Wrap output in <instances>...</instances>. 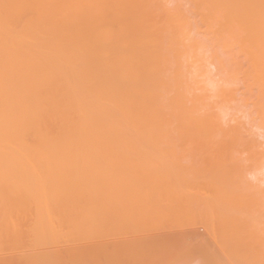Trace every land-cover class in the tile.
Wrapping results in <instances>:
<instances>
[{
  "label": "bare ground",
  "instance_id": "1",
  "mask_svg": "<svg viewBox=\"0 0 264 264\" xmlns=\"http://www.w3.org/2000/svg\"><path fill=\"white\" fill-rule=\"evenodd\" d=\"M108 133L111 136L109 138H112V134L116 133H125L126 135H129V133H132V135H153L151 138L146 136L148 139L143 138L145 144L143 142L141 143L144 144L145 148H147V146H145L147 144L145 142L146 140L155 144H162L164 148H167L166 146L168 144L172 145L174 141H177L183 148L182 151L181 149L179 150L181 151L180 153L184 151L187 156V151H192L194 148L196 149V147L191 149V145L193 146L194 144H202L205 146V149L207 146L208 148H215V151L218 150L220 153L226 152V154H228L227 152H232V149L242 147L246 150L245 152L248 155V160L256 169L261 170L264 168V142L259 141L257 138L261 136L264 139V0H0V229L3 228V231L8 230L4 234L8 233L9 230H13V232L16 230V234L18 233L17 237H22L23 234L21 233L22 235H19L20 233L17 231H22L23 228L26 230L28 227L32 228L31 230L34 228L37 229V232H39V229H50L48 236L51 238L52 235H50V233H56V231L57 233L60 231V237L63 232L64 236L72 238L78 236L80 238L83 234L82 238L86 234L89 239H91L90 237L92 234L95 237L96 234L94 233H96L102 225L101 222H103V217H106L103 216L102 204L98 201V196H102V188L108 187L111 179L114 180V183L112 181L109 188L113 187L114 184L118 186L120 181V185L124 184V188H121L122 185L118 186V188L120 187L122 190L118 189L119 193H129L128 195L132 198L133 193L131 192V188H135V183L138 185L137 187L143 184V181L141 182L142 184L139 183L142 178H138L139 180L136 178L137 176L140 177L142 173L144 174V170H142L140 175H134L136 178L132 175L136 180L135 183L131 182L132 184L130 185L129 181H132L130 179L127 180L128 182L126 184L125 176H127L129 170L125 172V168L129 167L127 162L130 160V157H126V160L124 158L123 163L125 164V161L127 163L124 168L122 162L119 164V167L122 169L117 168L118 164L117 167L115 166L117 162L113 157L115 164L112 161L114 164L112 167H114L113 169H120L121 173L118 174L119 170L115 171L111 169L113 170V172L111 171L113 173L112 176L114 177L116 174V176L122 175L118 178L115 176V179L110 177V174H108V176L110 175L109 177L106 175L109 171L103 169L104 165L101 163L103 148L108 147L106 146L108 144V137H106L109 136ZM154 135H164L166 139H162L161 136H159L160 138H152ZM168 135H172L171 138L173 135L176 137L168 139ZM115 137L117 138V136H114L112 139ZM129 137L130 136H128V138ZM116 141L118 140L114 142L116 143ZM184 141L185 144L187 142L191 144H187L190 148L187 147V149V145L185 144V148L182 146L183 144L181 145V142L184 143ZM164 142L166 143L163 144ZM170 145L168 147H171ZM113 146L114 145H109V150L112 151ZM201 146H199L200 149L203 147ZM114 148L115 147H113V149ZM172 148V151H176L173 145ZM130 149L132 148L129 147V150ZM158 149H161V147ZM185 149H187V151ZM111 151L110 154L107 153V155H112ZM193 151L192 155H190L195 158L196 155L194 156V154L199 151ZM154 152H156V150H154ZM158 152L159 150L156 153ZM205 152L206 150L201 155L197 153V159H192V157H190V161L193 162V160H198L199 162L197 161L195 163H205L203 159L204 157H208L206 156L207 154H205L204 157L202 156ZM159 153L161 154V152ZM180 153V157L185 155L182 153L183 156H181ZM210 154L212 155V153ZM179 155H177V157H179ZM150 156L147 158L145 155L147 159H150ZM157 156L159 157L160 155ZM200 156L203 158L200 159ZM216 156L217 155H215V158ZM233 156L232 153L230 157L232 158ZM180 157L179 162H181ZM234 157L236 159L237 156ZM109 158L111 159V156L108 157V160H110ZM154 158H156V155ZM185 158L184 161L182 158L181 160L186 164ZM190 158H188V160ZM153 159L152 161L155 163V168H157V164H159L160 167V163L156 164ZM162 159L165 161L164 156ZM170 159L172 158L170 157ZM208 159L210 160V158ZM233 159L229 160L231 166L233 165L230 162L234 161ZM158 160L159 159H157V161ZM217 160H219V158ZM216 161L209 162L210 164H208V167H210V171H212L211 169L213 168L214 171H216V168L211 165ZM243 161H246V159H243ZM243 161H241L244 163L242 164V169L240 166L238 168L241 169L239 173L242 171V175L241 173L239 174L237 170L240 176L236 173L235 179L233 176L231 177V175H228L230 173H227L226 169H229V167L224 163V160L223 164L222 160L221 162L218 161V164L217 162L215 163L216 166L218 165L219 167V177L215 176V179L210 178L204 184L205 186L198 182L196 187L198 191L200 184V186L204 188L203 192L205 193L206 200L204 199L205 202L204 200L202 201L208 204L210 218H206V215L205 218L201 216L203 211L205 212V210H208L206 207L205 210L201 209L199 212L195 210L194 214L190 215V218L199 219V221H202L201 225L204 221L206 222L212 232L209 236H214L216 244L223 253L226 252L231 254V252H233L232 255L235 254V258H238L236 254L240 253L241 259H239V261H242L244 257L242 252L247 251L244 253L246 257L243 258V261L245 262L246 260L247 262L249 260L247 264H257L256 262L253 263L252 260H261L262 257H259H264L260 245L264 242L262 241L264 238L260 239V230V244L258 243V238L256 242H253L259 234L256 235L252 227H249L250 231L249 229L246 230V228L248 227L247 220L249 219L250 222V211L254 212L251 205L255 204V198H259L262 201L264 199V175H261L263 177H260L259 174L256 176L255 174L257 173L255 172L257 171L259 173V171L252 169L249 171L251 173V175L249 173V177L254 173V178L252 176V180L245 179L243 172L246 174L248 169L243 171V168L245 169L246 166L244 167V165L248 162ZM191 162H189V166L191 169L192 167L195 168V163L191 165ZM136 163L142 166V157L141 162ZM136 163L134 162V165L130 163L132 164L130 167L131 173L132 167H135ZM184 163H182L183 167L187 168L186 166H188V164L185 165ZM249 164L248 167L251 166ZM224 165H226V169H224ZM167 166H169L168 168L171 170V166ZM189 166L188 168L190 170ZM138 167H136V169ZM142 167L146 169L147 166ZM173 167L174 166H172V168ZM194 168L192 170H194ZM147 169L151 170L152 168ZM197 169H199V166ZM204 169L209 168L206 167ZM101 170H104V172ZM122 170H124V173H122ZM150 170L148 171L150 172ZM152 170L150 173H152ZM161 170L164 169H160L159 171L163 174ZM263 170L264 169H262V171ZM214 171H212L211 175ZM115 172L117 173L115 174ZM159 172H157V174ZM131 173H129L127 177H129ZM161 174L159 173L158 175L160 176ZM158 175L156 176V173L155 177L152 175L155 180L151 179V181L150 179L148 181L147 176H143L147 178L144 182L146 181L147 186L150 188L147 187L149 190L145 189L147 190V194L144 193V190V192H135L138 193V196L141 194L146 198L142 199L144 202L146 200L145 204H148L147 201L149 200L150 205L149 197L153 198L155 196V200L162 197L165 198L166 193H159L164 192L165 190L162 189H166L170 186V189L167 188L168 196L165 198L166 200L164 198L162 199V202L165 203V212L167 213L170 209L168 208L170 205L167 204L170 202L172 203V200L174 201L173 194L179 193V190H175L176 193H174V189L171 185H174L176 182L172 184L171 178L169 177L170 182L167 175H165L167 177L164 179L162 177L163 175H161L162 179ZM189 175V179H191L190 177L192 174ZM213 175H217V171ZM121 176L125 183L121 182ZM132 176L129 178H133ZM149 176L152 177L151 174ZM195 176H199L198 172ZM176 177L174 178L176 179ZM103 178L108 179L107 182L109 183L107 184ZM152 180L153 185L150 183ZM101 181L106 182L107 185H102L101 188ZM148 182L151 184L152 188ZM116 185H114V189L110 188L111 191L108 190V192H112V190L116 191ZM126 185L131 186V188ZM157 185H160L159 188ZM191 185L193 184H190V187H192ZM143 186L144 184L142 187ZM164 186L166 188H164ZM137 187L134 190H138ZM144 187H146V183ZM155 187L158 189H156L157 191ZM179 187L185 189L183 185ZM187 188L186 190L188 192L195 189L190 188V190ZM107 189L104 188V190ZM151 189H154L153 191L157 193L160 191L158 193L159 196L157 193H155V195ZM169 190H172L171 192L173 193ZM204 193L201 194L200 192V195L202 196ZM180 195L182 196V194ZM133 198V200H135L134 194ZM170 198L171 200L169 202ZM137 199L138 198H136V200ZM110 200L114 202V204L117 201L119 204V206L117 204L118 209L124 204L123 201L121 202L117 198H114L113 201L112 197ZM135 201H127L126 203L125 200L124 202L126 205L124 206L128 207L130 205V207H138L142 204V207L140 206V208H137L138 210L136 207H133L134 210L136 209L137 212L146 210V208L144 210L143 207L147 206H143V202L140 203V200H137L140 205H138L137 201V205H134L136 204ZM158 201L160 202L161 200ZM251 201H253L254 204H252ZM130 203L133 204V206ZM163 203L161 204L163 205ZM106 204L107 203H104V205ZM112 204L113 203H110L109 206H113ZM184 204L185 202L183 203V207H186V204ZM160 205H158L160 208H164ZM205 205L206 204H204V206ZM193 206L195 205L193 204ZM193 206L191 209L189 208L190 211L195 208ZM127 207L125 212L121 207L120 208L123 210V213L127 214H130V209H132L133 212H131L132 216L130 214V218H135L138 215L136 219H138L139 216H142L141 218L144 219L145 217H143V215L145 213L147 215V212L142 215L141 213L140 215L139 213L136 215L133 208H130L128 213ZM166 208H168V210H166ZM140 209L142 211H140ZM155 209H157V206ZM183 211H185V209ZM190 211L188 210V212ZM201 211L202 213H200ZM157 213L154 212L153 216L154 214H157L158 217L159 215L165 216L161 215L159 211ZM101 214L103 215L101 216ZM260 216L262 215H259V218ZM100 217H102V219ZM117 217L118 216H116V218ZM252 217L253 215L251 214V221H254ZM108 218L110 219V216ZM116 218L114 221L118 222ZM181 218L182 216L180 220L184 221V219ZM114 221L112 222L115 223ZM255 221H257L258 224H263L262 221L264 220L262 219V221H260V219H256ZM104 222H106V220H104ZM257 222H255V224H257ZM166 223L168 224V222ZM196 223H199L198 220ZM253 223L254 222H252V225L254 226L255 224ZM103 225L101 227H103ZM171 225L172 223L170 227ZM258 227H260V225H258ZM156 229L153 227V230ZM261 229L263 230L262 226ZM27 230L25 233H27ZM99 230L103 232V229L100 228ZM44 231L39 234L36 232L35 235L37 236V234L40 235L47 232ZM104 231L108 232L107 230ZM257 231H259V229ZM137 233L138 232H136V234ZM252 233L255 235H252ZM12 234L14 239L17 238L14 236V233ZM245 234L248 235L246 236ZM249 234H251V239L246 238L249 237ZM7 236H10L9 233L8 235H4L3 238L6 240ZM31 236H33V238L35 237L34 234ZM31 236L29 235V238ZM46 236L47 235L43 238L48 245V238L46 239ZM252 236H256L253 238V241H251ZM102 237L103 235L101 238ZM205 237L207 238L206 241H210L207 236H204V239L201 237L199 240L204 241L206 239ZM29 238L27 240H29ZM33 238H30V240L39 239ZM179 238L182 237L178 236V239ZM74 239L71 240L74 241ZM1 241L3 244L4 241L2 237ZM53 241H55V239H53ZM60 241H63V239ZM67 241L69 242L68 238ZM174 241L176 242V240ZM197 241H191V244L192 246L194 245L193 247H197V252L199 253V249L201 248L197 246L198 244H194L195 242L197 243ZM35 242L33 244L36 246L38 245L37 247L39 248L41 240L40 242L37 241L38 244H35ZM57 242L60 244L59 240ZM71 242H69L70 245ZM212 242L210 244L211 246L208 245L211 247V251L206 247L205 250L201 249L204 253H206L205 251L207 250L210 252H208L209 255L206 253L208 255L207 259H209V256L211 258V252L214 253L215 250ZM14 243L15 241L11 244L13 245ZM99 243H88L89 245L86 246L81 245V247L66 249L65 252L69 258L68 261H70V264H104L102 262L104 259H106V262L111 258L113 259V253L109 255L110 251L107 249L110 242L108 244ZM157 243L159 244V242ZM189 243L190 240L187 245ZM33 244L32 249L35 248ZM132 244L134 243L132 242L127 245L132 246ZM164 244H166V242ZM191 244H189V246H191ZM243 244H245L244 247L242 246ZM12 245L9 246L11 252L17 250V248L19 250L20 246L16 244L17 247H14ZM42 245L45 246L44 244ZM42 245L41 247H43ZM121 245H118V248L116 247L118 251L122 248ZM258 245L260 250L256 248ZM247 246L249 248L245 250L244 248ZM250 246H252L251 249ZM138 247L140 249V246ZM238 247H242L244 251L242 249V252L239 251L240 249ZM182 248H180V250ZM185 248L187 247L185 246ZM252 248L254 249L253 252L251 251L253 250ZM111 249L113 252L112 246ZM139 249L138 251L140 253H144L143 250L141 252ZM165 249L168 250V247ZM170 249L172 248L170 247ZM124 250H127V248L125 247ZM128 250L131 251V249ZM149 250L153 251L151 248H149ZM161 250L162 248H160V251ZM160 251L159 256L162 255ZM181 251L185 253L184 250ZM257 251L261 252L258 253ZM29 252L32 253V251ZM65 252H63V255H61V252L59 253L62 259L64 258ZM134 252H136V250H134ZM134 252L131 251L133 257ZM31 253L26 255L28 259L32 257ZM41 253L42 256L41 254L38 255V253L37 255L44 258L43 251ZM131 253L130 255H132ZM136 253L135 256L137 258L139 254L136 255ZM150 253L152 254L153 252L150 251ZM186 253L190 254V252ZM202 253L203 252L198 255L199 257L190 255V258L192 257L193 260L195 257H203L205 254L203 253L202 255ZM254 253L255 255L258 254L256 258H253L255 257ZM46 254L45 252V255ZM118 254L120 255V252ZM147 254L149 255V253ZM217 254L219 253L217 252ZM241 254L243 256H241ZM23 255L24 253H22V256ZM54 255L56 254H53V256ZM116 255L117 253L115 256ZM207 255H205V258ZM226 255L228 254H225V256ZM13 256L8 257L6 255L8 259L10 258V262ZM38 256L34 257L39 260ZM176 256H174L175 259ZM59 257L57 260H60ZM107 257L109 259H107ZM118 257L119 256H117V259L119 260L120 257L123 259V256ZM124 257H126V259H123V264L126 263L125 260L129 258H127V255ZM146 257L148 258L147 255ZM150 257L148 260L138 259L139 261L136 263H133L135 261L132 260L131 263L129 260L128 261L129 264H155L156 261H159L157 255L156 258H154V256L151 258L155 259V262L150 260ZM216 257H220L219 260L224 261L221 260L224 256L221 257L219 254ZM66 258L67 257H65V259ZM6 259L5 257L4 259L2 258L3 261ZM115 259L110 260L111 264H114ZM189 259H185V262H188ZM214 259L213 257V260ZM228 259L230 258L227 257V260ZM231 259L233 261L235 260L233 256ZM30 260V263H32V260L35 259ZM40 260L42 261V258ZM192 260H189V262L192 263ZM209 260L207 261L209 262ZM44 261L43 259V263ZM110 261H108L109 263L107 262V264H110ZM116 261L115 264L118 262L120 263V261H117V263ZM163 261L164 262L161 261L160 257V262H157V264H161V262L162 264H166L165 259H163ZM204 261L207 262L206 260ZM237 261L234 262V264H237ZM262 261H260V263H262ZM7 262L5 263L8 264ZM26 262L29 263L28 260ZM175 262L174 264H176ZM187 262L184 264H190ZM195 262L199 263L197 260H195ZM211 262L210 260L209 264H212ZM37 263L39 264L40 262L37 261ZM169 263L171 262H168V264ZM0 264H2V261ZM222 264H226V262H222ZM238 264H242V262ZM262 264H264V262Z\"/></svg>",
  "mask_w": 264,
  "mask_h": 264
},
{
  "label": "rangeland",
  "instance_id": "2",
  "mask_svg": "<svg viewBox=\"0 0 264 264\" xmlns=\"http://www.w3.org/2000/svg\"><path fill=\"white\" fill-rule=\"evenodd\" d=\"M112 134V133H111ZM105 135H107V134H105ZM108 135L109 136H106V137H108L107 138V141H108V144L110 143V142H114L115 140H118V141H116V143L114 142V143H110L109 145H114L113 147H115L114 149H113V147H112V151L111 150H109V145L107 144V141H106V146H108V147H106V148H103L104 150H103V156H102V163L101 164H103L104 165V167H107L108 169H110V170H108L107 168H104L103 167V169H106L107 171H109V173L107 172V176H108V174H110L109 176L110 177H113L112 175H113V170H119L118 171V174L119 173H121V171H120V169H117V168H121V167H119V164H121V162L123 163L124 162V158H125V160H126V157L128 158V157H130V160L127 162L128 163V166L129 167H126L125 168V172H126V170H129V172H127L128 174L129 173H131V165L133 164L134 165V162L136 163V162H141V157H142V166H147L146 167V169L144 168V167H142L141 166V164H138V163H136V166L133 168L132 167V173L129 175V177L130 176H136V175H140L141 173H142V170H144V174L142 173L141 175H140V177L139 176H137V180H139L138 178H142L141 180H140V182L139 183H141L142 181V183L144 184V186H145V183H146V187H142V185L141 186H139V187H137L138 185L135 183L136 182V180L134 179V177L133 178H129V177H127L128 176V174H127V176H125L126 178H125V180H126V184H127V180H132V181H129V183H130V185L134 182L135 183V188L134 189H136V187H137V189L138 190H134L133 188H131V186H129V185H126V186H129V188H131V192L134 194V196H135V200H136V198H138L137 200H140V203L141 202H143L144 204H143V206H147V207H143L144 208V210H145V208H146V210L145 211H142L141 209H143V208H141L140 209V211H142V212H137V208H140V206L142 205H140V203H139V201H137L138 202V205H140V206H133V204H131L133 207H136V209L134 210V208L133 207H130V205L129 204H127V205H129L128 207L127 206H124V205H126L125 204V200H126V203H127V201H129V202H133V201H135V200H133L134 198H133V194H132V198H131V196L130 195H128L129 193H125V194H120V193H122V192H120L119 193V190H121V188L123 187L124 188V184H121L120 185V181H119V184H118V186H121V188L119 187L118 188V186L116 185V184H114V185H116L117 187H116V191L115 190H112V192H108V190H110V188H113L114 189V185H113V187H110L109 188V185L111 184V182L113 181V183H114V180L113 179H111V182L109 183V182H107V180L108 179H106V178H103L104 179V181H106L107 182V184H108V187H104V188H108L107 190H104V188H102V185H107L106 184V182H103V181H101L102 183L100 184L101 185V188H102V196H98V201L102 204V213L104 214H101V216L103 215V216H106V217H103V219L104 220H106V222H104V220L102 219V217H100L101 219H102V221L104 222H101L102 223V225H103V227H101L100 226V228L101 229H103V232H102V230H99L98 229V231H100V232H98V231H96V233H94V234H96V236L94 237L93 236V234H92V236L91 235H89V236H91L90 238L91 239H89L88 238V235H87V237H86V235L82 238V236L84 235H81L80 236V238H79V236L78 237H74V238H72V237H67V236H64V232L63 231H61V232H63L61 235V237H60V231H58V233H57V231H56V233H54V232H52V233H50V235H52V238L50 237V236H48L49 235V231H50V229H44L45 231H47V232H45L44 230H42V229H39V232H37V229H33V230H31L32 228H26V230L27 229H29V230H27V233H25L26 232V230H25V228H23L22 229V231H20V230H18L17 232H19L20 234L19 235H22V237L21 236H19V237H17L18 235V233L16 234V230L13 232V230H9V235L11 236H7V238H8V243H7V238H6V240H5V238H3V236L4 235H8V233H6V234H4L5 232H7L5 229V231H3V228H1L0 229V234H3V235H0V241H1V237H2V240L4 241V243H5V241H6V243L4 244H2V241L0 242V250L2 251H0V262L2 261V264L3 263H5V262H7V260H8V264H29L30 263V259H35V260H32L33 262H35V263H30V264H38L37 263V261L38 262H40V263H43V259L45 260L44 261V263H46V264H53V263H55V264H58V262H59V264H65L66 263V261H67V263L66 264H70V261H68L69 260V258H68V256H67V254H66V252H65V250L66 249H68V248H71V247H81V245L82 246H86V245H89L88 243H92V244H97V243H99V242H101V243H104V244H108L109 242H110V244H108V251H110L109 252V255L111 254V253H113L112 254V256H113V259H115V261L117 260V261H120L122 258L120 257V256H123V259H126V257H124V256H126L127 255V258H128V260L130 261V263H131V260L132 261H135V262H133V263H136V262H138L139 260H141V259H146V260H148L149 259V257H150V260H153L154 262H155V259H151V258H153V256H154V258H156V255H157V257L159 258V261H156L155 262V264H157V262H160V257H161V261L162 262H164L163 261V259H165V261H166V264H168V262H171V263H169V264H174V262L177 264V261H178V264H184V263H186L185 262V259L187 260V259H189L190 258V255H193V257H194V255L195 256H197V257H199L198 255L199 254H201V252H203L204 253V251L203 250H205L206 248L207 249H211V242L214 244V248H215V250H214V253L213 252H211V254L212 255H214V256H212L211 255V258H210V256H209V259L212 261L211 263L213 264L214 263V261H215V259L217 258L216 256L217 255H221V257L222 256H224V258H222L221 260H224L225 262H226V264H234V262H236L237 261V259H238V263H241L242 262V264H247V263H249L248 261L246 262V260H245V262L243 261V258L244 257H246L245 256V252H247V251H245V252H242L241 251V249H242V247L241 248H239L240 250L239 251H241L242 253H243V255H244V257L242 258V261L240 262L239 261V259H241L240 258V253L239 254H236L237 256H238V258H235L236 256H235V254L234 255H232V253L233 252H231V254H229V253H226V252H224L225 254H228V255H226L225 256V254L223 253V251L218 247V245L216 244V241H215V239H214V236L213 235H211V236H209L210 235V233L212 234V232L210 231V228H209V226L206 224V222L204 221V223L201 225V223H202V221H199V219H192V217L190 218V215L191 214H194V211L195 210H197L196 212H199L201 209L202 210H205L206 208L208 209L209 207H208V204H207V202L206 203H204L205 202V193L203 192L204 191V188H202L200 185H199V191L197 190V184H198V182H200V183H202V185L203 186H205L204 184L210 179V178H212V179H215L216 177L215 176H217V177H219V167H218V165L216 166V162H217V164H218V161L219 162H221V160H222V164H223V160H224V163H226V165H227V167H229V169L226 167V165H224L223 167H224V169H226L227 170V173L229 172L230 174H228V175H231V177L233 176V178L235 179V177H236V173H237V170H238V173H239V171L242 169V164H244V163H242L241 161H243V159L245 160L246 159V161L248 162V163H245V165H244V167L246 166V167H248V164L249 165H251L250 167H248V168H246L245 167V169L243 168V171H246L247 169V171H246V174L243 172V175H244V178L245 179H247V180H252L253 178H254V176L256 175H260V177H263V176H261L262 174L264 175V170L262 171V169H264V168H262L261 170H258V169H256L255 167H254V165H252L251 164V162L248 160V155H247V153L245 152L246 150L244 149V148H242V147H237V148H235V149H232V152L230 151V152H227L228 154H226V152L224 153V152H221L222 153V157H224V158H222L221 157V153H220V151H218V150H216L215 151V148L213 149V148H208V146H207V148L205 149L204 147L205 146H203L202 144V146L200 145V144H194V143H192V144H194L193 146L191 145V144H189V142H187L186 144H185V141H184V143H182L181 142V145L182 146H184V144L185 145H191V149L192 148H194V147H196V149L194 148V149H192V151L193 150H196V151H199V146H201L202 148L200 149V151L199 152H196L195 154H194V156H195V158L194 157H192L191 155H192V153L194 152H192V151H187V149L188 148H190L188 145L186 146V148L187 149H185L186 151H187V153H188V156L186 155V152H182L183 154H185L184 156L187 158H190V157H192V159L194 158V159H197V153H198V155H201L205 150H206V152L204 153V155H202L203 157L205 156V154H207L206 156H208V157H204V161H205V163H195V162H197L198 160H193V162H191L190 160H191V158L188 160V158H187V160L189 161V162H191V165H192V163L194 164V165H196V167L198 168V166H199V169H197L196 167L194 168V167H192V169L194 168V170H192L191 169V167L189 166L190 165V163L186 160V158L182 155V153H180L182 150H183V148L177 143V141H174L173 142V147L174 148H176V151L175 150H173L172 151V145H170V144H166L167 146V148H164L163 146H162V144L161 145H159V144H155V143H153V142H149L148 140H146L145 142L148 144H146L145 146H147V148H145L144 147V142H143V138H145V139H148L147 137H149V138H151V136H153V135H145V134H133L132 135V133H129V135H126L125 133H121V134H118V133H116V134H112V138L114 137V136H117V138L115 137L114 139H112V138H109V137H111L110 136V134L108 133ZM119 135V136H118ZM125 135V136H124ZM128 136H130L129 138H128ZM147 136V137H146ZM159 136H161V138L162 139H166L165 138V136L164 135H154V137H152V138H160ZM169 137H168V139H173V138H175L176 136L175 135H173V137L171 138V136L172 135H168ZM124 137V138H123ZM126 137V138H125ZM136 138V139H134V138ZM120 138V139H119ZM134 140H133V139ZM258 139H259V141H263L264 142V139H263V137H261V136H258L257 137ZM109 139V140H108ZM111 139V140H110ZM124 140V142H123V140ZM127 139V140H126ZM144 139V140H145ZM104 140H106V139H104ZM113 140V141H112ZM129 140V141H128ZM142 140V141H141ZM121 141V142H120ZM132 141V142H131ZM117 142H118V144H117ZM136 143V144H134V143ZM141 142H143L144 144H142ZM149 142V143H148ZM262 142V143H263ZM121 143V144H120ZM126 143V144H128V145H124V144ZM133 143V144H132ZM166 142H164L163 144H165ZM142 144V145H141ZM134 145V146H133ZM171 146V147H168V146ZM199 145V146H198ZM104 146V145H103ZM120 146V147H119ZM165 146V145H164ZM129 147L130 148H132V149H130L129 150ZM150 147V148H149ZM151 147H152V149H151ZM159 147H161V149H158ZM178 147V148H177ZM119 148H122V149H119ZM145 150H143V149ZM149 148V149H148ZM184 148H185V146H184ZM204 148V149H203ZM110 149H111V147H110ZM118 149V150H117ZM127 151H126V150ZM147 149H148V151L149 150H152V151H147ZM156 150V152L159 150V152H161V154H164V155H161L159 152L158 153H156V152H154V150ZM158 149V150H157ZM169 149H171V150H169ZM181 149V151H179ZM213 151H212V150ZM107 150H109V151H107ZM114 150H116V151H114ZM125 152H124V151ZM128 150H129V152H128ZM190 150V149H189ZM202 150H204V151H202ZM110 151H111V154L113 155H107V153L108 154H110ZM119 151V152H118ZM130 151H131V153H130ZM143 151V152H142ZM179 151V152H178ZM202 151V152H201ZM127 152V153H126ZM145 152V153H144ZM215 152V153H214ZM125 153H126V155H125ZM128 153H130V154H128ZM151 153V154H150ZM156 155V158H154V154ZM178 153V154H177ZM179 153L181 154V156H183V157H180V155H179ZM209 153V154H208ZM210 153H212V155L210 154ZM213 153H214V155H213ZM233 153V155L234 156H237L236 157V159H235V157L233 156L232 158L230 157V155ZM114 154H116V155H114ZM166 154V155H165ZM168 154V155H167ZM191 154V155H190ZM125 155V156H124ZM128 155V156H127ZM131 155V156H130ZM145 155H146V157L148 158L150 155V159H147L146 157H145ZM149 155V156H148ZM157 155H160L159 157L157 156ZM177 155H179V157H180V161L182 162V163H184L183 161H184V158H185V162H187L186 164H188V166L190 167V170H189V168H188V166H186L187 168H185V167H183V165H182V163L181 162H179V157H177ZM215 155H217L216 156V158H215ZM218 155H219V157H218ZM247 155V156H246ZM111 156V161L110 160H108V157H110ZM145 158H144V157ZM162 156V157H161ZM163 156H164V160L165 161H163ZM210 156V157H209ZM113 157H114V159L116 160V164H115V160H113ZM168 157V158H167ZM170 157L172 158V159H170ZM203 157H199L200 159H202ZM212 157H213V160H212ZM219 158V160H217L218 158ZM120 158V159H119ZM144 158V159H143ZM154 158V159H153ZM173 158H174V160H173ZM181 158L183 159V161L181 160ZM207 158V159H206ZM208 158H210V160L208 159ZM230 158V159H229ZM234 158V159H233ZM118 159V160H117ZM123 159V160H122ZM134 159H136V160H134ZM152 159L156 162V164L157 163H160V167H159V164H157V168H158V170H157V168H155V163L152 161ZM157 159H159L158 161H157ZM215 159V160H214ZM231 159H233L234 161H231L230 163L233 165V166H231L230 164H229V160H231ZM132 160V161H131ZM138 160V161H137ZM150 162H149V161ZM160 160H161V162H160ZM207 160V161H206ZM208 160H209V162H213V161H216V162H214V164L212 163L211 165H212V167H215L216 168V171H217V175H213V174H215L216 173V171H214V168L213 169H211L212 171H214L213 172V174L211 175V173H212V171H210V167H208L209 165L208 164H210L209 162H208ZM112 161H113V163L115 164V166L117 167V164H118V167L116 168V169H113L114 167H112V165H114L113 163H112ZM119 161V162H118ZM134 161V162H133ZM246 161H243V162H246ZM148 162H149V165H148ZM199 162V161H198ZM203 162V161H202ZM127 163H126V161H125V164L127 165ZM130 163H132V164H130ZM143 163H145V164H143ZM151 163V164H150ZM162 163V164H161ZM124 163L122 164L123 165V168H124V166H126ZM130 164V165H129ZM147 164V165H146ZM172 164V165H171ZM185 164V163H184ZM185 164V165H186ZM219 164H221V163H219ZM240 164V165H239ZM151 165H152V167H151ZM164 165V166H163ZM167 165H170L171 166V170H170V168H168L169 166H167ZM202 165H204V166H202ZM206 165V166H205ZM214 165V166H213ZM121 166V165H120ZM139 166V167H138ZM141 166V167H140ZM163 166V167H162ZM172 166H174L173 168H172ZM220 166V165H219ZM239 166L241 167V169H238L239 168ZM112 167V168H111ZM136 167H138L137 169H136ZM209 168V169H204V168ZM211 167V168H212ZM218 167V168H217ZM252 167V168H251ZM264 167V166H263ZM101 168H102V166H101ZM129 168V169H128ZM141 170H140V169ZM144 168V169H143ZM147 168H152L151 170H152V173H150L151 172V170L150 169H147ZM175 168H176V171H175ZM249 168H251V169H249ZM111 169H113V170H111ZM122 169V168H121ZM135 170V172H134V170ZM155 169H156V171H155ZM160 169H164V170H161L162 172H163V174H161V172H159L160 171ZM172 169H174V170H172ZM190 171H188V170ZM197 169V170H196ZM252 169H254L255 171L256 170H258L259 171V173L256 171H254L255 173H257V174H255V175H253L254 173H252V176H253V178H251V177H249L250 175H251V173L249 172V171H251ZM139 170V171H138ZM148 170H150V172L148 171ZM206 170H207V172H206ZM225 170V171H226ZM102 171V170H101ZM112 171V172H111ZM138 171V172H137ZM141 171V172H140ZM170 171V172H169ZM192 171V172H191ZM209 171V172H208ZM252 171V172H253ZM102 172H104V170L102 171ZM148 172H149V174H148ZM157 172H159L161 175H163L162 177H163V179L164 178H166L167 176V178L169 179V181H170V178H171V180H172V184H174L175 182V184H177V185H171L172 187H173V189H174V193H176L175 192V190H179V193H176V194H173L174 195V201L172 200V203L170 202V200H171V198L169 199V202L170 203H166L167 205H170V207H168V208H170L169 209V211L166 213L165 212V203H163L162 202V199L164 198V197H162V198H160V199H157V200H155V196L153 197L152 195V197L154 198H151V197H149L148 199H150V205H149V200L147 201L148 202V204H145V202H146V200H145V202L142 200V199H146L143 195H139L138 196V193H136L135 191H137V192H141V191H143L144 193H146L147 192V190H149L150 188L147 186V182L145 181L144 182V180L145 179H147L148 178V181H149V179H150V181H151V179H154L155 180V178H153V176L155 177V173H156V176L159 174H157ZM175 172V173H174ZM197 172H198V175L199 176H195L196 174H197ZM205 172H206V174H205ZM242 172V171H241ZM240 172V173H241ZM117 172H115V174H116ZM122 173H124V170H122ZM135 173V174H134ZM145 173H146V175H145ZM154 173V174H153ZM168 173H169V175H168ZM176 173H177V175H176ZM208 173H210V174H208ZM238 173H237V175H238ZM239 173V174H240ZM249 173H250V175H249ZM104 174V173H103ZM148 174V175H147ZM151 174V176L152 177H150L149 175ZM173 174V175H172ZM187 174H188V176H187ZM189 174H192V176L190 177L191 179H189ZM193 174H195V175H193ZM117 175V174H116ZM115 175V176H116ZM120 175H122V174H120ZM119 175V176H120ZM161 175L159 176V177H161ZM165 175H167V176H165ZM241 175H242V173H241ZM108 176V177H109ZM115 176L113 177L114 179H115ZM119 176H116L117 178L119 177ZM143 176H147V178H144ZM149 176V177H148ZM165 176V177H164ZM177 176V177H176ZM205 176H208V177H205ZM238 176H240V175H238ZM102 177H106V176H102ZM107 177V178H108ZM123 177H124V175H123ZM122 176H121V178H120V180H121V182H124L125 183V181L124 180H122V178H123ZM162 177H161V179H162ZM170 177V178H169ZM173 177V178H172ZM174 177H176V179L174 178ZM259 177V176H258ZM110 179V178H109ZM262 179V178H261ZM264 179V178H263ZM101 180H102V178H101ZM119 180V179H118ZM135 180V181H134ZM115 181H117V180H115ZM118 182V181H117ZM132 182V183H131ZM171 182V181H170ZM116 183V182H115ZM137 183H138V181H137ZM138 183V184H139ZM150 183H152V185H153V180H152V182H150ZM149 182H148V184H150ZM190 184H193V185H191L192 187H190ZM155 185V184H154ZM180 185H183L184 187H185V189H182L181 187H179ZM150 186H151V184H150ZM158 186V188H159V186L160 185H157ZM177 186V187H176ZM147 187L149 188V189H147ZM161 187H163V186H161ZM170 187V186H169ZM169 187H167V188H169ZM195 188L194 190H191L190 188V190L191 191H187L186 190V188ZM264 187V186H263ZM126 188V187H125ZM128 188V187H127ZM151 188H152V186H151ZM164 188H166L165 186H164ZM162 189V190H165L164 192H158L159 194H165L166 193V196H165V198H167V191H168V189ZM187 188V189H188ZM119 189V190H118ZM145 189H147V190H145ZM157 188L155 187V190H156ZM170 189V188H169ZM123 190H125V189H123ZM130 190V189H129ZM152 190V189H151ZM154 190V189H153ZM152 190V191H153ZM158 190V189H157ZM156 190V191H157ZM161 190V189H160ZM161 190V191H162ZM111 191V190H110ZM115 191V192H114ZM122 191V190H121ZM170 191V190H169ZM172 191V190H171ZM170 191V192H171ZM126 192H127V190H126ZM142 192V193H143ZM150 192V191H149ZM154 192V194L155 193H157V192H155V191H153ZM184 192V193H183ZM200 192H201V194H203L204 193V195H200ZM124 193V192H123ZM143 193V194H144ZM157 193V195L159 196V194ZM171 193H173V192H171ZM186 193V194H185ZM191 193V194H190ZM100 194V195H101ZM147 194V193H146ZM149 194H151V193H149ZM148 194V195H149ZM180 194H182V196H183V198H182V196L180 195ZM145 195V194H144ZM156 195V194H155ZM170 195V194H169ZM187 195V196H186ZM104 196H106V197H104ZM140 196H142V197H140ZM160 196H162V195H160ZM184 196H186V197H184ZM113 197V201H114V198H117L118 200H120L121 202L123 201V206L121 205L120 207L124 210V212L126 211L125 209H126V207L128 208L127 209V212L129 213V209L130 208H133V210L135 211V214L137 215L138 213H139V215H140V213H141V215L142 214H144L145 212H147V215H146V213L143 215V217H145L144 219L143 218H141L140 216L138 217V219H136V217L138 216H136L135 218L134 217H132V218H130V214H131V216H132V213L131 212H133L132 211V209H130V214H127V213H123V210L119 207V209H118V207H117V201H116V205L114 204V202H111V198ZM146 197H147V195H146ZM157 197V196H156ZM171 197H172V195H171ZM108 198V199H107ZM159 198V197H158ZM164 198V199H165ZM188 198V199H187ZM190 198V199H189ZM100 199H101V201H100ZM108 201H107V200ZM129 199V200H128ZM152 199V200H151ZM173 199V198H172ZM205 199V200H204ZM253 199V198H252ZM251 199V200H252ZM261 199H263V198H261ZM95 200H96V198H95ZM155 200V201H154ZM158 200H161L160 202L158 201ZM166 200V199H165ZM177 200V201H176ZM202 200H204V202L202 201ZM135 201V202H136ZM176 201V202H175ZM263 201H264V199H263ZM262 200H260L259 198H255V204H254V202L253 201H251L252 202V204H254V205H251V208H252V210L254 209V212H251L250 211V213L253 215V217H252V219L254 220V221H251V214L249 215V218H250V222H249V219L247 220V224H248V227L246 228V230L247 229H249V231H250V228L252 227V230L253 231H255V234L257 235V234H259V236L257 235V237H256V240L255 241H253V238H255V237H253L252 236V240L251 241H253V242H256L257 241V238H258V243L260 244V242H261V240H260V242H259V237H260V230H261V238L260 239H262V238H264L263 236H264V234H263V231H264V221H262V219L264 220V217H262V216H264V202H263ZM107 203L106 205H104V203ZM121 202H119V203H121ZM137 202H136V204H134V205H137ZM157 202V203H156ZM159 202V203H158ZM166 202H168V201H166ZM185 202V206L186 207H183V203ZM250 202V203H251ZM110 203H113L112 205L113 206H109L110 205ZM161 203H163V205L161 204ZM175 205H174V204ZM156 204H158V205H162L164 208H160L158 205H156ZM177 204V205H176ZM193 204L195 205V206H193ZM204 204H206L205 206H204ZM116 207H115V206ZM157 206V209H155V207ZM160 205V206H161ZM173 205H174V207H173ZM118 206H119V204H118ZM161 206V207H162ZM177 206H178V208H177ZM195 207V208H193L192 209V211H190V209H191V207ZM255 206H256V209H255ZM260 208H259V207ZM142 207V206H141ZM188 207V208H187ZM200 207V208H199ZM204 209H203V208ZM206 207V208H205ZM110 208H112V209H110ZM117 208V209H116ZM168 208H166V210H168ZM181 208H184L185 209V211H183L184 209H181ZM190 208V209H189ZM158 209H162L161 211L160 210H158ZM261 209V210H260ZM148 210V211H147ZM159 211V213L161 214V215H165V216H160L159 215V217L157 216V212ZM163 210H164V212H163ZM188 210L190 211V212H188ZM182 211V212H181ZM208 211V212H207ZM209 211H210V209H208V210H205V212L207 213H205L204 211H203V214L201 215V214H199V215H201V216H203L204 218H205V215H206V218L208 217V218H210L209 216H210V213H209ZM258 211V212H257ZM137 212V213H136ZM154 212H156L157 214L155 215L154 214V216H153V213ZM186 212V213H185ZM193 212V213H192ZM106 213H107V215H106ZM115 213H116V215H115ZM164 213V214H163ZM169 213V214H168ZM174 214V215H172V214ZM200 213H202V211L200 212ZM255 213V214H254ZM108 214H109V216H110V219L112 220V221H114V219L116 218V216H118L116 219H117V221L118 222H116V221H114L115 223H113L108 217ZM111 214H112V216H111ZM134 214V213H133ZM197 214V215H198ZM146 215V216H145ZM166 215H169V216H166ZM182 216V218L181 219H184V221L182 220H180V217ZM198 215V216H199ZM208 215V216H207ZM259 215H262V216H260V218H259ZM108 216V217H107ZM115 216V217H114ZM148 216V217H147ZM174 216V217H173ZM185 216V217H184ZM112 217V218H111ZM147 217V218H146ZM184 217V218H183ZM258 217V218H257ZM261 217H262V219H261ZM119 218H121V219H119ZM134 218V219H133ZM141 218V219H140ZM101 219H100V221H101ZM153 221H152V220ZM256 219H260V221H262L263 222V224L262 223H259L258 224V220L257 221H255ZM108 220V221H107ZM111 222H110V221ZM180 220V221H179ZM191 220H192V222H191ZM195 222H194V221ZM197 220H198V222L199 223H196L197 222ZM120 221V222H119ZM121 221H122V223H121ZM160 221H161V223H160ZM187 221H190V222H187ZM259 221V222H260ZM166 222H168V224L166 223ZM172 223V225H171V227H170V224ZM252 222H254L253 224H255V222H257V224L258 225H260V227H258V225L257 224H255L254 226L255 227H257L258 229H259V231H257L258 229L257 228H255L253 225H252ZM118 223V224H117ZM120 223V224H119ZM140 224V225H138V224ZM145 225H144V224ZM147 223V224H146ZM170 223V224H169ZM185 223V224H184ZM251 223V224H250ZM121 224H123V225H121ZM184 224V225H183ZM200 224V225H199ZM262 224V225H261ZM114 225V226H113ZM115 225H116V227H115ZM135 225V226H134ZM136 225H138V226H136ZM154 225V226H153ZM163 225V226H162ZM257 225V226H256ZM104 226H106V227H104ZM124 226V227H123ZM131 226V227H130ZM142 226H144V227H142ZM156 229V230H153V227ZM159 226V227H158ZM162 226V227H161ZM165 226V227H164ZM170 228H169V227ZM188 226V227H187ZM202 226V227H201ZM261 226H262V228H263V230L261 229ZM168 229H167V228ZM250 227V228H249ZM254 227V228H253ZM106 228H108V229H106ZM118 228H119V231H118ZM122 228V229H121ZM123 228H125V229H123ZM140 228V229H139ZM143 228H145V229H143ZM142 229V230H141ZM197 229H199V230H197ZM256 229V230H255ZM42 230V231H41ZM104 230H107L108 232H106V231H104ZM133 231V232H131V231ZM246 230H245V232H246ZM251 230V231H252ZM24 231V232H23ZM45 232V233H42V234H40V235H38L39 233H41V232ZM129 231V232H128ZM140 231V232H139ZM144 231V232H143ZM162 231V232H161ZM168 231V232H167ZM199 231V232H198ZM248 231V232H249ZM11 232V233H10ZM35 232V233H34ZM36 232L38 233L37 234V236L35 235L36 234ZM98 232V233H97ZM104 233V234H102V233ZM119 232V233H118ZM136 232H138L137 234H136ZM150 232V233H149ZM179 232V233H178ZM257 232V233H256ZM12 233H14V236H16L17 238H15L14 239V237H13V234ZM22 233V234H21ZM48 233V234H47ZM106 233H107V235H106ZM159 233V234H158ZM163 233V234H162ZM191 235H190V234ZM198 233V234H197ZM200 233V234H199ZM16 234V235H15ZM32 234H34V238H39L40 240H41V245L42 244H44L45 246H43V247H41V245H40V247H41V249H40V247L38 248L36 245H34L33 243L35 242V244H38V242L37 241H39L40 242V240L38 239V240H35L34 238H33V236H31ZM56 234V235H55ZM59 234V235H58ZM113 234V235H112ZM154 234V235H153ZM169 234H170V236H169ZM173 234V235H172ZM254 233H252V235H253ZM254 234V235H255ZM263 234V235H262ZM26 235V236H25ZM29 235L31 236L30 238H33L34 240H30V238H29ZM45 235H47L46 236V239L48 240V245L45 243V240H44V236ZM103 235V237L101 238V236ZM127 235V236H126ZM159 235V236H158ZM163 235V236H162ZM171 235H172V238H171ZM200 235H201V237L203 238L204 236H209L208 238L210 239V241L208 240V241H206L207 240V238L204 240V241H201V240H199L201 237H200ZM204 235V236H203ZM246 235V234H245ZM248 235V234H247ZM246 235V236H247ZM63 236H64V238H63ZM112 236V237H111ZM124 236V237H123ZM158 236V237H157ZM178 236L179 237H182V238H179L178 239ZM213 236V237H212ZM245 236V237H246ZM250 236H251V234H249V237H246L247 239L249 238V239H251L250 238ZM20 237H21V240H20ZM68 238V240H69V242H71L73 239H74V241H72L71 242V245H70V243L67 241V238ZM161 237V238H160ZM186 237V238H185ZM211 237H212V239H211ZM11 238V239H10ZM12 238H13V240L15 241V243H16V241H17V246H20V248H19V250H18V248H17V250H13L12 252H11V248L9 247L10 245H12L11 243H13L14 241L12 240ZM26 238V239H25ZM29 238V240H27ZM36 238V239H37ZM44 240V242H43V240ZM83 240H82V239ZM86 240H85V239ZM88 238V239H87ZM100 238H101V240H100ZM115 238V239H114ZM128 238V239H127ZM167 238V239H166ZM169 238V239H168ZM174 238H176V239H174ZM185 238V239H184ZM189 238V239H188ZM193 238H194V240H193ZM197 238H198V241H197ZM51 239V240H50ZM53 239H55V241H53ZM63 239V241H60V240H62ZM65 239V240H64ZM72 239V240H71ZM81 239V240H80ZM147 239V240H146ZM162 239V240H161ZM173 239V240H172ZM192 239V240H191ZM204 239V238H203ZM24 240V241H23ZM59 240V243L60 244H58V241ZM76 240V241H75ZM113 240V241H112ZM116 240H117V242H116ZM120 240V241H119ZM140 240V241H139ZM143 242H142V241ZM160 240H161V243H160ZM167 240V241H166ZM168 240H170V241H168ZM174 241V240H176V242L174 241V242H172V241ZM179 240V241H178ZM182 240H184V241H182ZM189 240H190V243L189 244H191V241H197V243L195 242L194 244H198L197 246H199L201 249H203V250H201V249H199V253L197 252V247L195 246V247H193L192 246V244H191V246H189V244L187 245V243L189 242ZM12 241V242H11ZM26 241V242H25ZM104 241V242H103ZM112 241V242H111ZM129 241V242H128ZM147 241V242H146ZM149 241V242H148ZM188 241V242H187ZM200 241V242H199ZM262 241H264V240H262ZM24 242V243H23ZM30 242V243H29ZM51 242V243H50ZM62 242V243H61ZM76 242V243H75ZM128 242V243H127ZM134 243V244H132V246L130 245V246H128L130 243ZM137 242H139V243H137ZM150 242H151V244H150ZM153 242V243H152ZM157 242H159V244L157 243ZM166 242V244H167V246H166V244H164ZM171 242H172V244H171ZM184 242H186V243H184ZM207 242V243H206ZM14 243V244H15ZM33 244V247L35 246V248H33L32 249V244ZM50 243V244H49ZM86 243V244H85ZM112 243H113V245H112ZM116 244V246H115V244ZM119 243H121V244H119ZM126 244V246H125V244ZM147 243V244H146ZM149 243V244H148ZM178 245H177V244ZM182 244V246H183V248H182V246H181V244ZM14 244L12 245V246H14ZM16 244H15V246H16ZM40 244V243H39ZM56 244V245H55ZM100 244V243H99ZM120 246H122V248H120V251H118L117 249H116V247L118 246V245ZM128 244V245H127ZM137 244H138V246H140V249H139V247L137 246ZM143 244V245H142ZM154 244H155V246H154ZM162 244V245H161ZM169 244H170V246H169ZM176 244V245H175ZM206 244V245H205ZM213 244H212V246H213ZM216 244V245H215ZM262 244H264V242L262 243ZM262 244H260L261 245V249H262V253H264V245H262ZM3 245H4V247H3ZM28 245V246H27ZM30 245V246H29ZM63 247H62V246ZM112 246V248H113V252H112V249H111V246ZM142 245V246H141ZM154 247H152V246ZM202 245V246H201ZM208 245H210V246H208ZM251 245V244H250ZM255 245V244H254ZM256 245H257V243H256ZM11 246V247H12ZM14 246V247H15ZM16 246V247H17ZM60 246V247H59ZM114 246H115V249H114ZM135 246V247H134ZM137 246V247H136ZM148 246V247H147ZM150 246V247H149ZM158 246V247H157ZM160 246H162V247H160ZM164 246V247H163ZM168 247V250H166L165 248L166 247ZM185 246L187 247V248H185ZM243 247L245 246V244H243L242 245ZM253 246V245H252ZM252 246H250V249H251V247ZM26 247H28V248H26ZM30 247V248H29ZM125 247L127 248V250L128 249H131V251L132 252H134V250H136V252H134V257H133V253H131V251L130 250H124L125 249ZM132 247V248H131ZM170 247L172 248V249H170ZM176 247H178V248H176ZM191 247V248H190ZM193 247V248H192ZM206 247V248H205ZM217 247V248H216ZM9 248V249H8ZM13 248V247H12ZM118 248V247H117ZM142 252V250H143V252L144 253H140L139 251H138V249ZM143 248V249H142ZM147 248V249H146ZM149 248H151V249H153V251L152 250H149ZM160 248H162V250L160 251ZM180 248H182L181 250H184L185 251V253L183 252V251H181L180 250ZM191 250H189V249ZM213 248V249H214ZM246 248H249L248 246L247 247H245L244 249L246 250ZM256 248H259V245L256 247ZM14 249V248H13ZM16 249V248H15ZM47 249V250H46ZM123 251H122V250ZM177 249V250H176ZM195 249H196V251H195ZM212 249V250H213ZM253 249V248H252ZM9 252H8V251ZM32 251V253L31 252H29V251ZM35 250V251H34ZM114 250H115V252H114ZM171 250H172V252H171ZM174 250V251H173ZM201 250V251H200ZM218 250V251H217ZM243 250V249H242ZM249 250V249H248ZM259 250H260V248H259ZM38 251V252H37ZM43 251V253H44V258L43 257H40V256H38L39 254H41V256H42V252ZM124 251H126V252H124ZM146 251H148V252H146ZM150 251L151 252H153L152 254L150 253ZM159 251H160V254H162V255H160L159 256ZM192 251H193V253H192ZM211 251V250H210ZM222 251V252H221ZM244 251V250H243ZM250 251V250H249ZM252 252L254 251V249L253 250H251ZM31 253V255H32V257H29L30 259H28V257L26 256V255H29V253ZM40 252V253H39ZM45 252L47 253L46 255H45ZM61 252V255H63V252H65V255L63 256L64 258L62 259L61 257L62 256H60V253ZM120 252V255L118 254ZM155 252H156V254H155ZM157 252H158V254H157ZM164 252H165V254H164ZM174 252V253H173ZM186 252H190V254H187ZM207 254H208V250L207 251H205ZM216 252V253H215ZM217 252L219 253V254H217ZM238 252V251H237ZM255 252H256V250H255ZM258 252V251H257ZM261 252V251H260ZM260 252H258V253H260ZM17 255H16V254ZM22 253H24V255L22 256ZM37 253H38V255H37ZM50 253V254H49ZM117 253V255L115 256V254ZM130 253L132 254V255H130ZM135 253H136V255L137 254H139L138 256H140V257H138L137 256V258H136V256H135ZM147 253H149V255L147 254ZM196 253V254H195ZM203 253H202V255H203ZM206 253H204L205 255H207ZM210 253V252H209ZM251 253V252H250ZM249 253V254H250ZM48 254H49V256H48ZM52 254V255H51ZM53 254H56V255H54L53 256ZM124 254H126V255H124ZM130 256H129V255ZM142 254H143V256H142ZM145 254V255H144ZM172 256H170V255ZM215 254H217V255H215ZM248 254V255H249ZM6 255L9 257V256H13V255H15V256H13L12 258H11V260L13 261V263H12V261L10 262L9 260H10V258L8 259V257H6ZM39 257V260L42 258V261L40 260H37L35 257ZM146 255L148 256V258L146 257ZM177 255V256H176ZM205 255H203V257L202 256H200V258H197V257H195V258H193V260H192V257L189 259V260H192L191 262L192 263H190L189 262V260H188V262L187 263H190V264H209L210 263V260L209 259H207V257H208V255L206 256V258H205ZM233 256V258L235 259L234 261L231 259V257ZM242 254H241V256H243ZM253 255V254H252ZM254 255H255V253H254ZM258 255V254H257ZM257 255H255V257H253V258H256V256ZM259 255H261V254H259ZM264 255V254H263ZM46 256H48V257H46ZM60 256V257H59ZM117 256H119L120 257V260L119 259H117ZM166 256V257H165ZM174 256H176V259L174 258ZM189 258H188V257ZM231 256V257H230ZM4 257L5 258H7L5 261H3L2 260V258L4 259ZM17 257V258H16ZM56 257V258H55ZM58 257L60 258V260H57L58 259ZM65 257H67L66 259H65ZM109 257V256H108ZM107 257V259H109ZM111 257V256H110ZM118 257V258H119ZM133 257V258H132ZM213 257L215 258L214 260H213ZM227 257H229L230 259H228L227 260ZM252 257V256H251ZM262 257V258H261ZM158 258H157V260H158ZM163 258V259H162ZM184 260H183V259ZM205 258V259H204ZM219 258L220 257H218L217 259H216V261H215V263L216 264H222V262L223 263H225L224 261H220L219 260ZM259 258H261V260L260 261H262L263 259H264V257L263 256H260ZM17 261H16V260ZM26 259V260H25ZM65 259V260H64ZM112 258L110 259V260H113ZM123 259L120 261V263L119 264H123ZM139 259V260H138ZM170 259V260H169ZM174 259H175V261H174ZM209 260V262L207 261V262H205L204 260ZM226 259V260H225ZM248 259V258H247ZM250 259V258H249ZM28 260V262L29 263H27L26 261ZM53 260V261H52ZM103 260V259H102ZM110 260H107V262L108 261H110ZM128 260H125L126 261V263H124V264H129V261ZM167 260H168V262H167ZM173 260V261H172ZM195 260H197V261H199V263L198 262H195ZM203 260V261H202ZM252 260V259H251ZM259 260H252L253 261V263H257V264H262L263 262H264V260L262 261V263H260V261ZM23 261V262H22ZM50 261V262H49ZM52 261V262H51ZM62 261V262H61ZM64 261H65V263H64ZM115 261H114V264H115ZM117 261H116V263H117ZM201 261V262H200ZM231 261V262H230ZM233 261V262H232ZM10 262V263H9ZM48 262V263H47ZM57 262V263H56ZM104 264H107V262H106V259H104L103 261H102ZM122 262V263H121ZM162 262H161V264H162ZM180 262V263H179ZM194 262V263H193ZM204 262V263H203ZM244 262V263H243ZM39 263V264H40ZM43 263V264H44ZM109 263V262H108ZM112 263H113V261H112ZM117 263V264H118ZM214 263V264H215ZM237 263V264H238ZM250 263H251V261H250ZM6 264V263H5ZM99 264H102V263H99ZM110 264H111V261H110ZM159 264V263H158ZM164 264V263H163ZM252 264V263H251Z\"/></svg>",
  "mask_w": 264,
  "mask_h": 264
}]
</instances>
